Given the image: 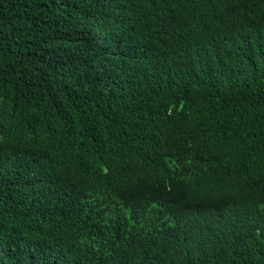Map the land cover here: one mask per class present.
<instances>
[{
    "label": "trees",
    "instance_id": "1",
    "mask_svg": "<svg viewBox=\"0 0 264 264\" xmlns=\"http://www.w3.org/2000/svg\"><path fill=\"white\" fill-rule=\"evenodd\" d=\"M60 121L126 175L0 140V264H264V0H0V135ZM199 203L238 260L208 222L170 230Z\"/></svg>",
    "mask_w": 264,
    "mask_h": 264
},
{
    "label": "clouds",
    "instance_id": "2",
    "mask_svg": "<svg viewBox=\"0 0 264 264\" xmlns=\"http://www.w3.org/2000/svg\"><path fill=\"white\" fill-rule=\"evenodd\" d=\"M256 22V21H255ZM47 118V117H46ZM52 118V117H49ZM44 140L54 141L58 140L60 143L66 145V148L70 150L72 155H87L89 158V163L87 164L83 178L85 181L88 178H92L93 171L100 166H105L107 169L102 171L99 175L98 179L100 180L104 175H119L121 177L126 175L127 169L123 167L120 163H117L113 160V153L110 151L105 155L97 154L92 145L85 142L80 135L76 132L75 127L69 123H65L60 121V125L55 129H48L40 126L38 124L37 133L27 132L21 137L12 138L11 135H6V137H1L0 140H6L7 144L10 146H15L23 149L26 152H34V148L37 145V135ZM149 164V160H145L143 162V166H147ZM35 176L38 180L42 178H47L49 176L48 171H45L44 168L38 169L35 171ZM178 181L180 182L181 189L184 185V181L182 179L181 173L179 169L177 170ZM232 197H242L239 194L232 195ZM165 214V217L168 221L169 228L171 231L176 232L178 230H183L189 223L199 225L203 222H208L213 228V232L208 233L209 236L216 238L223 246L222 252H227L231 256L233 261L239 259V252L242 250L241 241L239 239V233L236 229L231 228L226 220V214L223 213L219 208H216L212 213H206L203 209V203L193 204L188 209V213H175L174 211H170V209L162 208ZM260 210L254 208V214L258 215ZM252 215V216H253ZM191 219V221H190ZM225 222V223H224ZM248 227L258 228V230L264 229L263 226L258 223H250ZM169 236V235H168ZM170 237V236H169ZM226 259H223V261ZM225 262V261H224Z\"/></svg>",
    "mask_w": 264,
    "mask_h": 264
}]
</instances>
